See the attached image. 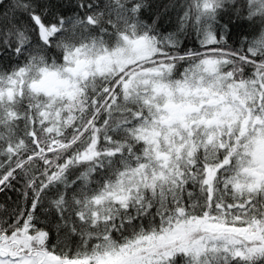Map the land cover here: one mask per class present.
<instances>
[{"label": "snow or ice", "instance_id": "obj_1", "mask_svg": "<svg viewBox=\"0 0 264 264\" xmlns=\"http://www.w3.org/2000/svg\"><path fill=\"white\" fill-rule=\"evenodd\" d=\"M0 264H264V0H0Z\"/></svg>", "mask_w": 264, "mask_h": 264}]
</instances>
